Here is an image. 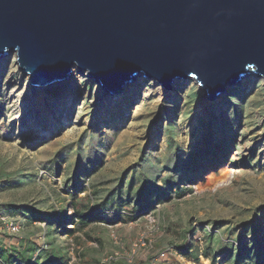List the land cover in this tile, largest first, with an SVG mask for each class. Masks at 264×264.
Returning <instances> with one entry per match:
<instances>
[{
	"label": "rangeland",
	"instance_id": "1",
	"mask_svg": "<svg viewBox=\"0 0 264 264\" xmlns=\"http://www.w3.org/2000/svg\"><path fill=\"white\" fill-rule=\"evenodd\" d=\"M3 59L0 215L21 229L0 232V260L22 252L38 264H231L258 252L264 260L263 78L250 85L247 76L207 105L196 81L167 91L141 79L138 95L130 85L99 110L101 87L79 78L68 123L53 129L37 126V114L65 111L59 87L38 90L30 111L18 97L27 78L14 54ZM227 166L230 181L213 183ZM78 208L93 213L88 224L79 225Z\"/></svg>",
	"mask_w": 264,
	"mask_h": 264
},
{
	"label": "water",
	"instance_id": "2",
	"mask_svg": "<svg viewBox=\"0 0 264 264\" xmlns=\"http://www.w3.org/2000/svg\"><path fill=\"white\" fill-rule=\"evenodd\" d=\"M44 89L76 69L103 90L191 81L217 98L264 79V0H0V59Z\"/></svg>",
	"mask_w": 264,
	"mask_h": 264
},
{
	"label": "bare ground",
	"instance_id": "3",
	"mask_svg": "<svg viewBox=\"0 0 264 264\" xmlns=\"http://www.w3.org/2000/svg\"><path fill=\"white\" fill-rule=\"evenodd\" d=\"M5 59H3L2 61H0V65H4L5 63ZM2 66H0V68H3ZM18 66V65H17ZM252 77L249 79V84L251 85L254 80L256 79V75H251ZM27 78V85L25 86V88L23 90H21V92L18 94L19 96V100H20V103L23 105V106H26L28 109H30V111H33V108L37 105L36 102H39L41 99L39 98V93H38V90H42L41 88L39 87H36V86H33L31 83H30V77L29 76H24ZM78 77V79H77ZM258 77V76H257ZM79 78H83L84 81H88V84L89 82L93 81V79L90 77V75L87 73H82V74H79L77 72H74L71 74V76L66 79V80H63V81H59L57 83H54L53 85H56L57 87H59V90L60 92L62 93V97H63V101L62 103L66 104V109L65 111H60V114L59 112L57 111V109L59 108L58 106H54L52 107V109H48L49 111L47 113H43L41 115V113L38 112L37 114V117L41 116L43 118V120L39 123V121H37V126L40 124V126L42 127L41 123L43 122H50V124H53V129H58L61 125H65L68 123V120L67 118L69 117V113H71V106L73 105L74 103V100L76 98L75 94L73 95L72 94V91L74 90H78L77 89V82L79 80ZM244 79V78H243ZM242 79V80H243ZM264 80V79H262ZM194 81V80H193ZM193 81L191 80V82H189L190 84H193ZM242 82V81H241ZM241 82H239L238 84H240ZM264 82V81H263ZM178 81H174L173 84H177ZM183 83V82H182ZM237 84V85H238ZM139 83H136L134 82L133 84H131V87L134 88L133 91H130L131 93V96H136L138 95V88H139ZM174 86V85H173ZM130 87V86H129ZM172 88V87H171ZM229 88V87H227ZM46 89V88H44ZM43 89V90H44ZM170 88H167L166 90L168 91ZM125 90V89H124ZM76 93V92H75ZM123 93H125V91H123ZM128 93V91L126 92ZM202 101H203V104L207 105L209 103L210 100H212L213 102L214 99L216 100H220L219 97L217 98H213V99H210V98H207V93L206 91H202ZM114 93H110V92H105L103 90V88L99 89L97 91V93L95 94V97L93 99V103H94V106L99 110L101 108V105L104 101H106L107 104H109V102L115 98L117 95H113ZM119 95L122 94L121 93H118ZM54 97V96H53ZM120 97V96H118ZM55 98H52V100L54 101ZM210 99V100H209ZM211 102V101H210ZM59 104V103H58ZM103 107V106H102ZM26 108V109H27ZM29 111V112H30ZM56 112L58 114H56ZM31 114V113H30ZM30 114H26V115H23L22 118H33L34 116H31ZM57 116L59 117V121L56 122V118ZM21 118V119H22ZM39 119V118H38ZM47 130V128H46ZM50 131H51V128H50ZM52 132V131H51ZM232 178V172H231V169L229 166L225 167L222 171H221V174L219 176H212L211 177V181L213 183H218V182H228L230 181V179Z\"/></svg>",
	"mask_w": 264,
	"mask_h": 264
},
{
	"label": "trees",
	"instance_id": "4",
	"mask_svg": "<svg viewBox=\"0 0 264 264\" xmlns=\"http://www.w3.org/2000/svg\"><path fill=\"white\" fill-rule=\"evenodd\" d=\"M75 216L78 219L79 225L83 226L89 223V221L92 219L91 217L93 216V213L87 210L86 208H83L81 210L78 208L75 211ZM105 219L108 221L107 218ZM63 222L64 221L62 220L57 221V223H63ZM176 249L180 251L183 255L189 256L190 250L188 248H185L184 246L181 247L179 246L176 247ZM258 255H261L260 252H258L257 255H255V257L252 258L250 261H246L245 256L240 255V257L238 258H235L234 260L232 259L233 261L231 264H264V260H261ZM33 257L34 256H32V254L28 255L23 252L19 256H16V258H14L12 254H7L6 259L1 257V262L2 264H38V260L36 261V258L34 259ZM57 259L62 260L64 262L62 264H67L66 260L60 257ZM39 264H49V260L43 263L41 262ZM57 264H61V263H57Z\"/></svg>",
	"mask_w": 264,
	"mask_h": 264
},
{
	"label": "built area",
	"instance_id": "5",
	"mask_svg": "<svg viewBox=\"0 0 264 264\" xmlns=\"http://www.w3.org/2000/svg\"><path fill=\"white\" fill-rule=\"evenodd\" d=\"M4 227L6 230H8L10 234H14V235L18 234L21 229V226L17 222L12 221L5 215H0V232L4 230ZM173 251H174L173 249L169 248L162 253V256L170 255L172 254ZM0 264H2L1 260H0Z\"/></svg>",
	"mask_w": 264,
	"mask_h": 264
}]
</instances>
